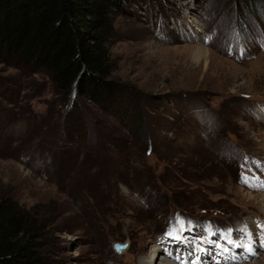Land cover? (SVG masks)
Masks as SVG:
<instances>
[{
  "label": "rangeland",
  "instance_id": "374dc122",
  "mask_svg": "<svg viewBox=\"0 0 264 264\" xmlns=\"http://www.w3.org/2000/svg\"><path fill=\"white\" fill-rule=\"evenodd\" d=\"M113 24L122 120L0 59V188L30 212L42 261L138 264L155 245L158 260L179 246L264 264V0H150Z\"/></svg>",
  "mask_w": 264,
  "mask_h": 264
},
{
  "label": "trees",
  "instance_id": "16d2710c",
  "mask_svg": "<svg viewBox=\"0 0 264 264\" xmlns=\"http://www.w3.org/2000/svg\"><path fill=\"white\" fill-rule=\"evenodd\" d=\"M149 1L0 0V59L16 56L43 70L61 100L79 95L122 120L131 113L119 104V96L128 92L110 77L114 15L127 4ZM75 103L68 112L78 110ZM77 119L79 115L69 122L78 126ZM40 248L30 212L0 188V264H45Z\"/></svg>",
  "mask_w": 264,
  "mask_h": 264
},
{
  "label": "bare ground",
  "instance_id": "6f19581e",
  "mask_svg": "<svg viewBox=\"0 0 264 264\" xmlns=\"http://www.w3.org/2000/svg\"><path fill=\"white\" fill-rule=\"evenodd\" d=\"M196 48H197L195 51L196 57L199 56L200 54L204 53V52H207L206 49L202 46H198ZM157 248H159V246L157 247L155 245L154 246L152 245L147 256L139 257L138 264H196V262L198 264H207L208 263V262L206 263L204 260H201V258H196V254H195V256L189 257V258L193 257V261L196 259L194 261V263L192 261L190 263L189 262L187 263L185 261V259L180 260V259L173 257V256L172 257L167 256V255H165V253L159 254V255H162V259L159 258V260H158L157 254L159 252H158ZM204 254L208 257L207 253H204ZM203 259H205V258H203ZM215 259H217V258H215ZM217 262H219V259H217ZM221 262H222V260H221ZM210 263L211 262H209V264Z\"/></svg>",
  "mask_w": 264,
  "mask_h": 264
},
{
  "label": "snow or ice",
  "instance_id": "6c2138e0",
  "mask_svg": "<svg viewBox=\"0 0 264 264\" xmlns=\"http://www.w3.org/2000/svg\"><path fill=\"white\" fill-rule=\"evenodd\" d=\"M242 182H244V183H248V179H247V177L242 176ZM262 186H264V185H262ZM177 223H178V225H179V230H180V232H183V230H184V222H183L182 220H178ZM189 223H191V222H189ZM240 231H241V232H246V229H241ZM176 233H177V229H176L175 227H173L172 229H170V230L166 233V235H168V236H175V238H176L177 240H179V239H180V236H179L178 234H176ZM228 235H229V237H230L231 233L229 232ZM228 243H230V244H235V241L232 240L231 238H229V239H228ZM236 246H241V247H243V245H236ZM122 247H125V245H117V250H120ZM247 250H248L249 252H251V251H252V248L249 246V247L247 248Z\"/></svg>",
  "mask_w": 264,
  "mask_h": 264
},
{
  "label": "water",
  "instance_id": "95a60500",
  "mask_svg": "<svg viewBox=\"0 0 264 264\" xmlns=\"http://www.w3.org/2000/svg\"><path fill=\"white\" fill-rule=\"evenodd\" d=\"M127 243H120V242H114L113 243V248L117 251V252H121L122 249H124L125 247H122L120 250H117V245H125L126 246Z\"/></svg>",
  "mask_w": 264,
  "mask_h": 264
}]
</instances>
